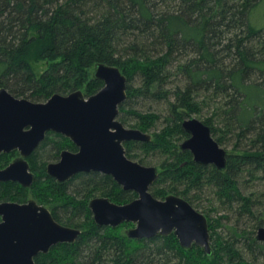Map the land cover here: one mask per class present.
<instances>
[{"label":"trees","instance_id":"trees-1","mask_svg":"<svg viewBox=\"0 0 264 264\" xmlns=\"http://www.w3.org/2000/svg\"><path fill=\"white\" fill-rule=\"evenodd\" d=\"M260 1L0 0V89L37 102L83 88L89 96L103 85L89 69L99 62L117 66L127 78L118 119L153 133L149 142L124 143L127 157L143 164L144 155L158 154L161 170L150 192L179 195L204 213L213 250L185 249L173 233L129 238L121 228L130 222L97 226L90 198L122 204L137 193L95 171L57 184L46 173L45 148L74 145L49 132L30 161L32 187L55 205L56 221L82 232L73 243L39 253L35 264H264V242L255 239L264 226V27L250 22ZM30 56L49 63L39 76ZM154 101L165 103V115L142 110ZM190 113L219 145L233 140L224 170L179 149L177 141L187 136L181 123ZM12 185H0V199L21 198ZM218 207L235 217L229 238L216 231L229 218L211 215Z\"/></svg>","mask_w":264,"mask_h":264},{"label":"water","instance_id":"water-1","mask_svg":"<svg viewBox=\"0 0 264 264\" xmlns=\"http://www.w3.org/2000/svg\"><path fill=\"white\" fill-rule=\"evenodd\" d=\"M92 78L103 85L89 96L76 89L68 94L54 93L42 102L0 89V153L20 152L18 158L0 168V181L28 186L33 174L24 157L47 132L62 134L77 150H64L58 162L47 164V174L59 184L77 173L96 171L111 175L122 189L137 193L136 198L122 204L106 196L91 198L88 206L97 226L114 228L130 222L133 225L125 229L129 238L173 233L181 247L196 245L211 255L206 215L179 195L156 198L150 187L158 177V167L126 155L125 142L151 140L150 133L125 127L117 118L119 105L126 99V76L117 66L99 62L93 66ZM181 126L188 137L179 144L180 150H189L196 163L226 168L227 151L214 139L208 125L189 117ZM81 232V228L56 221L48 208L34 200L0 202V264H35L39 253H47L59 243H73ZM255 239L264 242V226L257 228Z\"/></svg>","mask_w":264,"mask_h":264},{"label":"rangeland","instance_id":"rangeland-1","mask_svg":"<svg viewBox=\"0 0 264 264\" xmlns=\"http://www.w3.org/2000/svg\"><path fill=\"white\" fill-rule=\"evenodd\" d=\"M250 22H251V25L255 28H261V27H264V0H261L260 3L255 7V9L251 12L250 14ZM28 61L30 63V66L32 68V70L34 71V73L36 75H40L49 65V63L46 61V60H40V59H36L35 57L33 56H30L28 58ZM92 70H93V67H91L89 69V74L91 75L92 74ZM172 78L174 79V76H172ZM83 92L85 93V88L82 89ZM140 106V105H139ZM141 107V106H140ZM152 109L153 111H156L157 113H159L160 115H165L166 113V110H165V103L163 101H159V102H155L154 103H147L145 105V107H142V110L145 111V110H148V109ZM189 117H196L198 119H200L199 115L198 114H193V113H190L189 115H185V118H189ZM161 123L160 121H157L156 123V129H159L161 128ZM124 126L125 127H128L130 128V124H127V123H124ZM152 133V132H150ZM153 134V133H152ZM229 136V135H228ZM183 139L177 141V144L181 143ZM71 142V141H70ZM233 140L230 139L229 137V140L228 141H225V143H222L221 146L227 151V153H231L232 152V143ZM72 143V142H71ZM70 143V144H71ZM73 144V143H72ZM135 150L137 148H134ZM134 150V151H135ZM42 152V151H40ZM15 155L14 153H8L6 155H4L3 157H1L0 160H4V161H7L9 159L12 158V156ZM47 155V154H46ZM45 156V155H44ZM145 157V162L143 163L144 165H155V166H158V163L160 161V158L158 156L157 153H154V152H151L149 153L148 155H144ZM137 161V159H135ZM159 170H161V168L158 166ZM251 183V182H249ZM246 191H249V188L246 190ZM204 198V196H203ZM162 199V198H161ZM207 202L204 201V206L205 207L207 204ZM217 203V202H216ZM43 204H46V206L48 208L51 209V206L52 205H49L47 203H43ZM201 209V208H200ZM223 210L219 209L218 207V210L216 212H211V215H221V214H227L229 215V218L226 219V218H223L222 219V222L220 224V226L216 227V231L219 232V234L223 237V238H229L231 236V233L233 232V222L235 221V217L233 216V214L231 213H227V212H222ZM133 224H129L127 226H124L121 228V232H125V229L132 226ZM256 233V231H255Z\"/></svg>","mask_w":264,"mask_h":264},{"label":"flooded vegetation","instance_id":"flooded-vegetation-1","mask_svg":"<svg viewBox=\"0 0 264 264\" xmlns=\"http://www.w3.org/2000/svg\"><path fill=\"white\" fill-rule=\"evenodd\" d=\"M117 118H118V116H117ZM185 119V118H184ZM119 120V119H118ZM120 121V120H119ZM124 125V124H123ZM49 132H52V131H49ZM49 132H47L46 133V135L49 133ZM53 133H55V132H53ZM59 134V133H58ZM187 134V133H186ZM46 135H45V137H46ZM62 135V134H61ZM66 137V136H65ZM186 137H188V134H187V136ZM185 137V138H186ZM184 138V139H185ZM45 139V138H44ZM183 139V140H184ZM182 140V141H183ZM42 142V141H41ZM41 142H40V144H41ZM129 142V141H128ZM126 143V142H125ZM39 144V145H40ZM180 144V143H179ZM179 144H178V147H179ZM38 145V146H39ZM74 145V144H73ZM35 147L32 151H31V153L28 155V156H26V157H24V159L28 162V165H29V168H28V170H29V172H31L32 174H33V177H32V182L28 185V186H24V185H22L21 183H19L18 181H13V180H8V181H0V185H3V184H5V185H11V184H13L12 186H13V188H16L19 192V194L20 195H22L21 196V198H16V197H14V196H12V197H8V198H5V199H0V202H4V201H11V202H17V203H26L28 200H34L37 204H39V205H43V206H45L46 208H48L47 206H46V204H43V203H47V202H45V201H41L40 200V198H39V196H38V194L34 191V188L32 187V184H33V181H34V179H35V173H34V171L32 170V168H31V165H30V161L32 160V156L34 155V156H36V153L38 152V151H43V149L45 148V147ZM52 150V152H48V151H46V148H45V152H47L48 154L47 155H43L44 156V158H45V170H46V166H47V164H49V163H55V162H58L59 160H60V156H61V152L62 151H64V150H67V151H70V152H75L76 150H77V147H69V145H67V146H65V147H49V150ZM189 151V150H188ZM44 152V153H45ZM190 152V151H189ZM8 153H14L15 155H13L12 156V158L11 159H9V160H7V161H4V160H0V168H4V167H6L9 163H11L14 159H16V158H18L19 156H20V152L17 150V149H13V150H11L10 152H1L0 153V159H1V157H3L4 155H6V154H8ZM91 172V171H90ZM96 172V171H95ZM46 173H47V171H46ZM80 173H88V172H80ZM77 174H79V173H77ZM104 174V173H103ZM49 175V174H48ZM75 176V175H74ZM73 176V177H74ZM52 177V176H51ZM54 178V177H53ZM72 178V177H71ZM70 178V179H71ZM55 179V181H56V183L57 184H59L58 182H57V180H56V178H54ZM69 179V180H70ZM68 180V181H69ZM66 183V182H65ZM64 184V183H63ZM120 186V185H119ZM8 187V186H7ZM16 194H17V192H16ZM94 197H96V196H94ZM93 198V197H92ZM91 199V198H90ZM89 199V200H90ZM89 202V201H88ZM47 204H49V205H52L51 206V209L50 208H48L49 209V211L51 212V214H52V210H53V208H54V204H52V203H47ZM87 206H88V203H87ZM88 208H89V206H88ZM90 210V209H89ZM52 216H53V214H52Z\"/></svg>","mask_w":264,"mask_h":264}]
</instances>
